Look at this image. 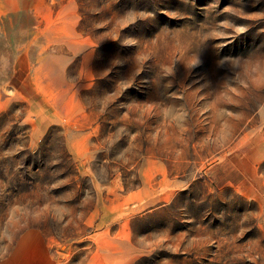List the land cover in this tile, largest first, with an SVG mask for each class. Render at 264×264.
I'll use <instances>...</instances> for the list:
<instances>
[{
  "label": "rangeland",
  "instance_id": "rangeland-1",
  "mask_svg": "<svg viewBox=\"0 0 264 264\" xmlns=\"http://www.w3.org/2000/svg\"><path fill=\"white\" fill-rule=\"evenodd\" d=\"M263 134L264 0H0V264H264Z\"/></svg>",
  "mask_w": 264,
  "mask_h": 264
},
{
  "label": "crops",
  "instance_id": "crops-1",
  "mask_svg": "<svg viewBox=\"0 0 264 264\" xmlns=\"http://www.w3.org/2000/svg\"><path fill=\"white\" fill-rule=\"evenodd\" d=\"M264 134L259 139L244 140L229 156L210 167V177L218 184L243 185L258 180V165L264 158ZM219 164V165H218ZM47 264H53L51 260Z\"/></svg>",
  "mask_w": 264,
  "mask_h": 264
}]
</instances>
